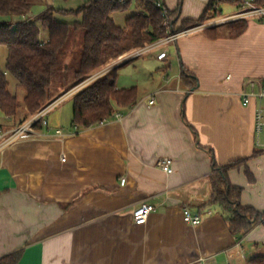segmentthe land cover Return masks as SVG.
<instances>
[{"label":"crops","instance_id":"crops-1","mask_svg":"<svg viewBox=\"0 0 264 264\" xmlns=\"http://www.w3.org/2000/svg\"><path fill=\"white\" fill-rule=\"evenodd\" d=\"M163 1L180 8L175 28L198 19L209 2ZM217 31L169 42L178 62L171 71L164 48L142 61L146 72L118 69V88L138 94L132 108L118 110L122 119L79 130L73 100L62 107L71 93L47 127L0 149V257L23 249L18 264H248L264 255V222L240 237L218 206L205 205L214 157L221 166L239 161L230 182L242 188L243 206L264 212V149L255 130L264 97L245 83L264 77V20L248 19L237 37L223 26ZM0 49L4 69L7 51ZM163 50L167 56L158 59ZM183 67L197 77L195 88L183 81ZM10 90L17 93V84ZM18 125L0 116L2 130ZM160 157L173 159V173L157 166ZM146 202L156 209L138 225L133 211ZM184 207L199 212L201 223L185 222Z\"/></svg>","mask_w":264,"mask_h":264},{"label":"trees","instance_id":"trees-1","mask_svg":"<svg viewBox=\"0 0 264 264\" xmlns=\"http://www.w3.org/2000/svg\"><path fill=\"white\" fill-rule=\"evenodd\" d=\"M223 2L238 4L239 0H209L198 19H184L182 25L175 28L173 19L180 8L169 9L171 20L167 27L163 25L161 8L154 0H136L138 11L127 16L123 25L116 22L113 13L129 8L132 0H87L77 9L48 5L44 12L33 17L32 0H0V16H11L9 21H0V47L7 51L5 68L0 67V112L22 124L56 98L89 80L72 95V125L81 130L112 119L119 109H130L138 102L137 88H118L120 66L91 78L136 48L222 17ZM255 2L264 5V0ZM57 14H73L81 19L61 21ZM41 26L48 32L46 42L40 40ZM222 26L230 35L237 37L247 29L248 19L229 21L203 31L216 37L220 34L217 29ZM80 30L84 33L83 45L72 79L66 76L59 78L63 71L61 56L65 54L74 33ZM10 76L15 78L17 88L23 89L22 103L18 94L10 90ZM181 76L184 82L195 88L198 80L193 73L183 67ZM24 108L27 114L17 120ZM41 127V123L36 124V128ZM212 162V190L205 205L218 206L230 231L243 237L258 223L264 222V212L243 206L242 188L230 182L228 171L239 161L221 166L213 157ZM23 254L24 250L21 249L2 256L0 264H18ZM248 264H264V255L253 256Z\"/></svg>","mask_w":264,"mask_h":264},{"label":"built area","instance_id":"built-area-1","mask_svg":"<svg viewBox=\"0 0 264 264\" xmlns=\"http://www.w3.org/2000/svg\"><path fill=\"white\" fill-rule=\"evenodd\" d=\"M125 2V0H121ZM155 4L161 8L162 16H163V25L169 27L170 26V10L168 6L164 3L163 0H154ZM238 6L240 7V11L236 14L219 17L215 19H211L204 23H200L194 26H191L187 29L181 30L179 32L171 33L166 37H162L153 43L145 46L136 48L124 55H122L117 60L113 61L112 63L108 64L106 68L102 71L94 75V77L103 74L104 72L110 71L115 67L121 66L122 64L129 62L135 58L141 57L146 53L154 50L163 49L169 42L178 39L181 36L188 35L197 31L204 30L208 27L220 25L229 21L239 20V19H250V18H260L264 20V5H258L255 0H239ZM167 51L163 50L158 54V59H163L167 56ZM89 81V80H88ZM85 81L74 88L70 89L68 92L64 93L60 97L56 98L54 101L46 105L40 111L32 115L27 121L22 124H19L16 127L2 130L0 128V149L15 143L17 140L21 138H25L27 136L32 135V133L36 132V124L41 123L43 126L49 125L48 115L50 112L57 107L68 95L71 93L76 92L82 86L88 83ZM246 85L254 88L255 86L259 87L258 96L263 98L264 97V77L263 78H248L246 80ZM249 98L248 95L246 96L245 102H248ZM154 99L150 101L152 104ZM124 114L122 112H116L113 116L115 119H122ZM6 118H10L7 116ZM104 123V122H102ZM255 130H256V142L257 145L264 149V106H260L257 109L256 116H255ZM56 134L60 136H64L62 129H56ZM64 160V159H63ZM157 166L165 171L166 173H173L174 166H173V159L170 157H160L157 161ZM126 179H122V183L124 184ZM156 207L152 203H142L137 206L133 211V218L134 222L138 225L145 224L150 216V214L155 211ZM184 220L185 222L198 225L202 221V216L199 212L193 213L189 207H184L183 209Z\"/></svg>","mask_w":264,"mask_h":264},{"label":"rangeland","instance_id":"rangeland-1","mask_svg":"<svg viewBox=\"0 0 264 264\" xmlns=\"http://www.w3.org/2000/svg\"><path fill=\"white\" fill-rule=\"evenodd\" d=\"M32 1L34 3V5L32 7V14L34 16H37L40 13L44 12L48 5H54L56 8L63 7L66 9H77L87 2V0H32ZM221 9H222V15L223 16H230L228 14H231L232 12H233L232 14H234V13L236 14L241 10L240 7L236 6L235 4H233L231 2H223L221 4ZM137 11H138V9H137L136 0H132V3H131L129 8L121 10V11H116L115 13H113V15L115 16L116 22L117 23L120 22L119 24L123 25L125 23L126 17L129 16L130 14L134 13V12H137ZM3 17L5 19L1 18L0 21H6V20L9 21L11 19V16H8V15H5ZM57 18L61 21H66V22H73L75 20L81 19L79 16H76L73 14H57ZM207 21H209V20H207ZM83 34L84 33L82 30L77 31L74 33L73 37L69 41V43L66 47L65 54L61 56L63 71L60 73L61 75L59 76V78H64L66 76L69 79H72L74 69L77 66V64H76L77 59L79 58V54L81 52L82 45H83ZM43 36L44 37L48 36V32H47L46 28L41 26L40 40H42ZM173 45L174 44L171 43V44L166 45L164 47V49L169 50V56L167 59L163 60V63L165 65H167L169 62H172V65L170 66L168 71H171L172 70L171 68H176L178 65V62L176 61V56H175L176 50H175V47ZM0 48H3V47H0ZM160 50L151 51L148 54H146L144 56V58H136L132 61H129L128 63L120 66L119 69L122 67H126V66L134 67L136 65L137 67L135 68V71L146 72L144 67L142 68V65H143L142 61L144 59H151V57H153V55H155V54L157 55L158 51H160ZM2 51H3V49H0V55L1 56L3 54ZM155 70L160 71L161 69L159 70V67H158V69L155 68ZM9 78H11V76ZM10 85H11V89L13 91H15L16 90V82L14 79L10 80ZM18 90L19 91L17 92V94L19 96L20 102L22 103L23 102V89H18ZM71 101H72V99H70V98L66 99L64 104H62V107L70 104ZM25 114H27V112L24 108V110L20 111V114L17 116V119H18V117L21 119L22 117L25 116ZM0 116H2L1 112H0Z\"/></svg>","mask_w":264,"mask_h":264}]
</instances>
